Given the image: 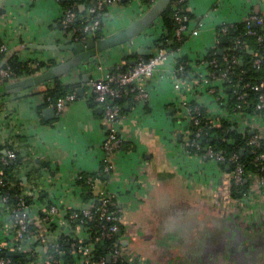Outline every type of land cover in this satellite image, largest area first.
I'll return each instance as SVG.
<instances>
[{
  "label": "crops",
  "instance_id": "obj_1",
  "mask_svg": "<svg viewBox=\"0 0 264 264\" xmlns=\"http://www.w3.org/2000/svg\"><path fill=\"white\" fill-rule=\"evenodd\" d=\"M110 1L101 36L126 26L148 9L139 0ZM0 7L4 9L0 13V39L6 40V52H15L23 62L53 65L73 55L72 51L37 47L63 43L60 20L64 8L59 0H0ZM84 7L79 5L81 10ZM185 9L191 14L188 38L174 54L188 57L195 67L196 61L221 42L222 36L218 38L217 32L222 25L245 20L253 12L264 16V0H186ZM195 29L198 32L193 34ZM162 32L157 19L128 43L99 52L89 62L60 76L66 83H78L77 89L82 91L76 89L75 98L59 111L52 105H43L40 92L46 86L41 84L2 96L0 146L8 139L25 150L27 160L34 164L32 168L37 167L32 182L40 181L46 186L41 192L62 212L82 204L77 175L102 173L103 177L91 179L90 186L96 196L104 190L116 202L124 249L150 264H194L198 250L206 251L211 247L209 243L221 239L219 232L225 239L228 217L219 212L214 200L219 191L226 189L224 172L217 164L188 154L181 144L177 107L180 95L190 100L193 90L184 87L178 95L170 77L172 59L161 63L156 76L143 80L146 96L137 99L133 93L124 104L126 113L115 125L116 133L128 146L106 154L102 147L103 108L94 100L89 85L91 79L122 67L125 57L134 55L129 58L131 61L142 58L144 55L136 53L139 48H149L152 54L153 40ZM46 68L44 65L40 70ZM199 90L201 94L192 100L203 105L210 100L206 94L208 85L201 83ZM48 107L54 108L49 115L45 112ZM255 125L264 128V113ZM104 157H109L112 166L107 172L102 170ZM43 207L42 200L33 201L31 214L32 222L46 232L38 211ZM55 232L77 235L68 225L59 224ZM207 238L211 242L206 244ZM13 242L12 217L0 206V247L11 248ZM213 246L214 255L223 261L222 246L219 250H215L216 244Z\"/></svg>",
  "mask_w": 264,
  "mask_h": 264
},
{
  "label": "built area",
  "instance_id": "obj_2",
  "mask_svg": "<svg viewBox=\"0 0 264 264\" xmlns=\"http://www.w3.org/2000/svg\"><path fill=\"white\" fill-rule=\"evenodd\" d=\"M139 1L141 2V0ZM154 1L152 0L153 3ZM180 1L182 0H176V2L171 4L173 10H176L174 12V18L177 23L175 35L177 38L187 39L189 17L177 11L176 4ZM110 2V0L93 1L92 6L83 15L84 20L87 22L82 27L80 36L76 35L77 28H67L76 17L75 11L72 8L64 10V15L60 20L61 42H83L88 38L97 36V31H102L103 25L101 24H104ZM245 21L247 27L251 24L263 25V18L258 14L249 13ZM226 29L225 25L221 26L222 33L226 32ZM197 32V29L192 31L193 34ZM248 32L250 33L251 30H248ZM218 35L219 33L217 32ZM258 39H261V36H258ZM5 42H2L0 50H6ZM126 50L129 51V48ZM178 50L170 51L167 48L153 47V53L149 59H137V62L133 65L130 63L124 68L118 66L115 71L89 81L94 100L103 108L102 120L105 134L102 147L106 154L122 148L123 140L116 133L115 128L116 123L123 118L119 100L127 92L134 93L137 99L145 97L146 92L143 80L156 76L161 63L171 58L173 69L170 77L174 89L178 93L184 90V87H187L193 90V99L198 94H201L199 90L200 84L205 83L208 85V93L206 92V94L210 96V100L201 105L197 101L189 100L186 96L178 94L180 98L177 107V121L182 126L181 144L188 154L197 155L203 160L217 164L222 172L225 171H223L221 166H224V170L230 169V179L235 185L248 182L249 190L241 197L231 198L219 191L215 195L214 200L221 212L228 215L237 214L240 222L234 219L236 222L246 226H255L264 221V128L261 130L255 125L259 115L264 113L262 111L264 109V77L258 83H237L233 91L236 94L237 101L229 112L227 109L228 95L225 92L224 85L225 74L222 73L220 76L214 73L210 74L207 70L209 62L204 60V57L198 60L200 61L199 63L195 62V67L190 62L191 68L184 70L182 64H177V56H175L174 52ZM225 59L230 64L240 62V57L236 55H232L229 58L225 57ZM38 63L29 62V65L36 67ZM210 63H213L214 67L217 65L215 59H212ZM254 66L257 68L260 66L259 57L254 59ZM9 73L11 71L8 68H0V83ZM214 82H219L220 84L215 85ZM41 85L49 86L51 84L46 82ZM246 88L257 92V100L251 106L244 101ZM74 98L75 94L70 93L57 98L55 102L49 101V105L54 106L59 111L66 102L72 101ZM259 111L262 112L259 113ZM223 122L232 124V128H235L238 134H244L249 131L246 144L252 155L251 162L257 166V170L247 171L245 169V165L240 159L241 150L240 152L236 150L226 151L223 147H215L211 143L204 142L207 139L217 140L219 138L215 128L221 126ZM227 141H233V139L229 138ZM5 145L9 147L5 150V156L1 158L2 162L14 159L18 152L23 157V162L9 174H5L3 169L0 168V188L5 184L13 186L17 182L20 183L21 180H23V185L21 192L15 194V204L9 203L8 196L0 192V206L5 212L10 213L14 226L12 247H0V251L9 249L30 254L28 256L30 259L24 264H28L30 261H35V264H150L122 247L120 236L117 234L120 230V210L106 191L100 190L97 193L98 205H95V201L92 198L88 201L81 199L82 204L72 208L71 213L67 215V210L62 212L56 205L47 201L46 197L44 199L39 198L41 191L47 189L46 186L40 184V181L37 184L24 180L27 171L33 166V163L27 160L25 150L20 149L14 140L6 139L2 146ZM111 167L109 157H104L103 172L111 170ZM79 177L80 175H77V178ZM87 181L90 183L91 178H88ZM27 194L32 195V201L29 204H27L25 199ZM37 199L42 200L44 204V207L39 208L38 211L41 212V221L47 229L46 232H43L32 222L31 207L33 206V201ZM260 205L261 207L253 212V208H257ZM247 210H250V212L247 213ZM94 213H96L97 219L102 220V223L98 226V231L95 230L96 227L93 224H89L93 220ZM255 215L258 216L254 217ZM72 219L78 220L75 226L71 225ZM59 224L73 227L77 235L74 236L67 232L57 235L55 230ZM30 225L33 228H30ZM61 236L73 239L70 243L69 251L74 257L73 263H65L63 261L62 250H58L57 256L47 251L48 247H55L58 244ZM111 238H114V242L108 254L105 257L95 259L94 249L96 243L100 240ZM107 256H110V261H107ZM0 264H10V259L0 257Z\"/></svg>",
  "mask_w": 264,
  "mask_h": 264
},
{
  "label": "trees",
  "instance_id": "obj_3",
  "mask_svg": "<svg viewBox=\"0 0 264 264\" xmlns=\"http://www.w3.org/2000/svg\"><path fill=\"white\" fill-rule=\"evenodd\" d=\"M131 0H125V3L130 2ZM60 4L64 8V10L68 8H72L75 13L76 17L70 22L68 25L69 28H77L76 35H81L82 27L86 24V20H84L83 15L85 11L92 6L93 1L81 0H59ZM141 2L150 7L153 2L152 0H141ZM172 2H176V0H172L171 3L161 12L160 14V21L163 32L160 36L153 40V47H162L167 48L170 51H176L185 41L184 38H177L175 35V28L177 27V23L174 18V12L171 7ZM84 4V9H80L79 5ZM177 11L180 14H186L188 17H191L186 11V0H182L177 2L176 4ZM261 15L263 18V25H256L251 24L247 27L246 21L242 20L239 22H235L232 24H226L225 27L226 32H221V27L218 29V38L221 36H226V41L224 43L217 42V45L209 50L206 55L204 56V60L209 62L207 65L208 72L214 73L217 76H220L222 73L225 74V92L228 95V104L227 109L230 112L234 103L237 101L236 94L233 93L235 86L237 83H258L264 77V16L260 13H255ZM103 25V24H101ZM248 30H251L249 33ZM100 30L97 31L96 35H100ZM258 36H261V39H258ZM2 44V40L0 39V46ZM222 50L221 53L218 50ZM232 55H236L240 57V62L235 64H230L228 60L225 59L229 58ZM152 56V54L142 56V60H147ZM130 57H134L130 55ZM129 56L125 57L126 64H124L121 68H124L126 65L130 64L131 60ZM256 57L260 58V66L257 68L254 66V59ZM212 59L216 60L217 65L214 67L213 63H210ZM190 60L186 56H179L177 57V64H182L184 66V70H188L190 67ZM200 61H196L199 63ZM230 64V65H229ZM51 67L53 64L50 62L49 64L39 62L36 67H32L29 65V62H23L19 60L17 54L15 52H6L0 50V68H8L11 73L8 74L0 83V88L2 85L8 81L15 78H20L27 75H32L40 71L42 66ZM115 71V69L113 70ZM112 71V72H113ZM52 81V84L46 86L40 93L43 96V105H47L50 102H55L57 98L63 97L70 93H76V89L78 87V83L76 82H64L59 77L55 78ZM264 90V88H263ZM132 92L124 93L123 97L119 100L121 103V113H126V109L124 108V104L131 98ZM2 96H0L1 98ZM94 97V96H93ZM257 100V92L253 90H249L246 88V93L244 95V101L248 102L251 105ZM264 111V109L262 110ZM262 111H259L261 113ZM215 130L219 134V138L217 140H210L207 139L204 142L211 143L215 147H223L226 151L241 150L240 159L243 161L245 165V169L248 170H257V166L251 162L252 155L249 152V147L246 144V138L249 135V131L244 134H238L235 128H232V124L223 122V124L219 127H216ZM233 139V141H227V139ZM128 145L122 141V148H126ZM9 146H0V168L3 169L4 173L9 174L12 172L16 167L18 168L21 163L23 162V157L19 154H16L14 159H8L6 162H2L1 158L5 156V150ZM34 167V164L33 166ZM39 167V166H38ZM225 176V191L223 194L229 196L231 198L241 197V195L245 194L249 190L248 182H243L240 185H235L230 179V169L224 170V166H221ZM37 171V167L31 168L26 173V182L33 181L35 178V174ZM80 177L76 179V182L81 186V199L83 201H88L89 199H94L95 205L99 204L97 196L93 193L90 183H88V178L94 177H103L102 173L98 174H87L82 173L79 174ZM23 180L20 183H16L13 186H9L5 184L1 186L0 192L8 196V202L15 204L16 203V196L21 192ZM223 191V190H222ZM46 197V193L41 192L39 198ZM27 204L32 201V195L27 194L25 196ZM72 209L67 210V215L70 214ZM66 215V216H67ZM92 221V222H91ZM89 224H93L96 228L95 230L98 231V226L102 223L97 219L96 213H94L93 220H91ZM78 220L72 219L71 225L75 226ZM54 227V226H53ZM30 228H33L30 225ZM73 239L67 238L65 236H61L58 244L55 247H48V252L57 256L58 250L63 251L62 259L65 263H73L74 257L69 252L70 251V243ZM114 242V238L100 240L96 243L94 249V258L97 259L99 257H105L108 254L112 243ZM6 249H2L0 251V257H5L10 259V264H24L28 262V256L30 254L24 252H17L16 255L13 256H5L3 255L6 252ZM113 264V263H110Z\"/></svg>",
  "mask_w": 264,
  "mask_h": 264
},
{
  "label": "water",
  "instance_id": "obj_4",
  "mask_svg": "<svg viewBox=\"0 0 264 264\" xmlns=\"http://www.w3.org/2000/svg\"><path fill=\"white\" fill-rule=\"evenodd\" d=\"M171 1L172 0H155L154 3L148 7V9L142 15L132 20L126 26L119 28L107 36H95L88 38L83 42L38 45L37 47L40 49H59L61 51H72L73 55L67 58L65 61L41 70L35 74L6 81L0 88V96L18 93L63 76L73 68L83 63L89 62L91 58L95 57L99 52L130 41L134 37L140 35L155 20H157L160 17L161 12L171 3ZM3 11L4 9L0 7L1 14ZM220 41L224 43L226 41V36H222ZM218 52L221 53L222 50L220 49ZM136 53L139 55H149L151 54V49L139 48L136 50ZM136 62L137 59H133L131 64L133 65ZM81 91L82 88L77 89V92L80 93ZM45 112L49 115L54 112V108L48 107L45 109ZM226 168H228V166H226ZM219 212L223 215H227L221 211ZM117 234L120 235L121 232L118 231ZM16 254L17 252L15 250H7L3 253L5 256H13ZM28 259L30 258L28 257ZM107 261H110V256H107ZM251 264L253 263L251 262Z\"/></svg>",
  "mask_w": 264,
  "mask_h": 264
},
{
  "label": "flooded vegetation",
  "instance_id": "obj_5",
  "mask_svg": "<svg viewBox=\"0 0 264 264\" xmlns=\"http://www.w3.org/2000/svg\"><path fill=\"white\" fill-rule=\"evenodd\" d=\"M223 224L219 227L221 228ZM225 239L223 238V232H219L221 239H217L216 244L219 250L222 246L224 254H222L224 260L214 255V244L205 251L203 248L201 252H196L194 264H264V221L258 223L255 226H246L233 221L231 218H227L225 223ZM223 229V228H222ZM220 229V231L222 230ZM219 230V229H218ZM218 234V233H217ZM206 239V244L209 241ZM211 242V241H209ZM223 243L225 246L223 247Z\"/></svg>",
  "mask_w": 264,
  "mask_h": 264
},
{
  "label": "rangeland",
  "instance_id": "obj_6",
  "mask_svg": "<svg viewBox=\"0 0 264 264\" xmlns=\"http://www.w3.org/2000/svg\"><path fill=\"white\" fill-rule=\"evenodd\" d=\"M262 206H263V205H262ZM260 207H261V205H260L259 207H257V208L254 207V208H253V212H255V210H257V209L260 208ZM262 208H263V207H262ZM246 212L249 213L250 210H247ZM262 212H263V211H262ZM245 214H246V213H245ZM256 216H258V215H255L254 217H256ZM226 217L231 218V219H233V220L235 219L236 221L240 222V221H239V218H238V216H237V214H234V213L231 214V215H228V214H227ZM136 248H137V247H136ZM138 248H139V247H138ZM142 252L145 253V254H147V253H146L147 251H143V250H142ZM146 256L151 257L150 255H146ZM151 258H152V257H151ZM149 259H150V258H149Z\"/></svg>",
  "mask_w": 264,
  "mask_h": 264
}]
</instances>
